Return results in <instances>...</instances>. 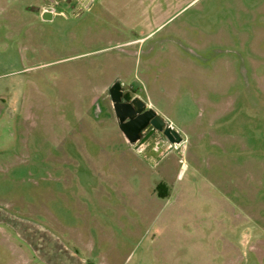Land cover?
Instances as JSON below:
<instances>
[{
	"label": "rangeland",
	"instance_id": "obj_1",
	"mask_svg": "<svg viewBox=\"0 0 264 264\" xmlns=\"http://www.w3.org/2000/svg\"><path fill=\"white\" fill-rule=\"evenodd\" d=\"M46 2L0 0V264H264V0Z\"/></svg>",
	"mask_w": 264,
	"mask_h": 264
},
{
	"label": "water",
	"instance_id": "obj_2",
	"mask_svg": "<svg viewBox=\"0 0 264 264\" xmlns=\"http://www.w3.org/2000/svg\"><path fill=\"white\" fill-rule=\"evenodd\" d=\"M119 128L129 143L139 149L155 133H161L171 144L181 145L183 135L139 95L125 100L123 85L117 81L109 88ZM150 128L148 133H145Z\"/></svg>",
	"mask_w": 264,
	"mask_h": 264
},
{
	"label": "flooded vegetation",
	"instance_id": "obj_3",
	"mask_svg": "<svg viewBox=\"0 0 264 264\" xmlns=\"http://www.w3.org/2000/svg\"><path fill=\"white\" fill-rule=\"evenodd\" d=\"M91 1L90 0H47L46 4L41 9H38V10L40 12V15L44 16L45 19H52L55 15H58V12H56V10H55L57 6H61L63 4H65L67 6H71V7L76 6L78 4L88 6L91 3ZM123 90H124V93H125V96H124L125 100H130L134 96L137 95V94L131 95L130 93H128L127 90L124 89V87H123ZM100 112H101V110H100ZM149 131H150V128L147 129L145 131V133H148ZM149 140L154 141V143L157 144V148L160 147V144L164 140L167 141L165 139V137L161 133H158V132L155 133Z\"/></svg>",
	"mask_w": 264,
	"mask_h": 264
},
{
	"label": "crops",
	"instance_id": "obj_4",
	"mask_svg": "<svg viewBox=\"0 0 264 264\" xmlns=\"http://www.w3.org/2000/svg\"><path fill=\"white\" fill-rule=\"evenodd\" d=\"M123 87H124V86H123ZM124 89L126 90L125 87H124ZM145 101H146V100H145ZM146 102L149 104L150 107H153V104H152L151 102H148V101H146ZM99 107H100L101 112H100L99 114H96V113H95V114H96L97 116H100V115H101V116H102V115H103V116H106V115L103 114L105 108L102 110V106H99ZM95 109H96V107H95ZM94 112H95V111H94ZM158 113H159V112H158ZM107 114H108V116H110V113H107ZM166 119H167V118H166ZM167 120H168V119H167ZM168 121H169V120H168ZM169 122H170V121H169ZM170 123L172 124V122H170ZM172 125H173V127H174V124H172ZM174 128H176V127H174ZM176 129H177V128H176ZM177 130H178V129H177ZM178 131L180 132V130H178ZM180 133H181V132H180Z\"/></svg>",
	"mask_w": 264,
	"mask_h": 264
},
{
	"label": "trees",
	"instance_id": "obj_5",
	"mask_svg": "<svg viewBox=\"0 0 264 264\" xmlns=\"http://www.w3.org/2000/svg\"><path fill=\"white\" fill-rule=\"evenodd\" d=\"M163 187H165V184H160L158 188H159V189H161V188L163 189ZM161 193H162V192H160V194H161ZM161 196H162V194H161Z\"/></svg>",
	"mask_w": 264,
	"mask_h": 264
},
{
	"label": "bare ground",
	"instance_id": "obj_6",
	"mask_svg": "<svg viewBox=\"0 0 264 264\" xmlns=\"http://www.w3.org/2000/svg\"><path fill=\"white\" fill-rule=\"evenodd\" d=\"M99 109H100L99 107H96V109H95V113L96 114H99L100 113V110Z\"/></svg>",
	"mask_w": 264,
	"mask_h": 264
}]
</instances>
